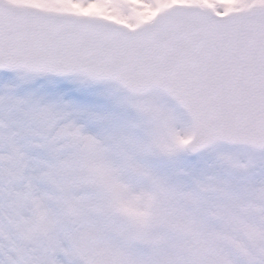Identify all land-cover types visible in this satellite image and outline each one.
I'll list each match as a JSON object with an SVG mask.
<instances>
[{
  "label": "snow or ice",
  "instance_id": "6c2138e0",
  "mask_svg": "<svg viewBox=\"0 0 264 264\" xmlns=\"http://www.w3.org/2000/svg\"><path fill=\"white\" fill-rule=\"evenodd\" d=\"M0 264H264V0H0Z\"/></svg>",
  "mask_w": 264,
  "mask_h": 264
}]
</instances>
